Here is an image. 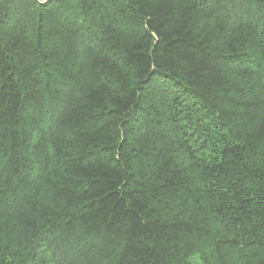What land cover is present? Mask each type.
I'll return each instance as SVG.
<instances>
[{"label":"trees","instance_id":"obj_1","mask_svg":"<svg viewBox=\"0 0 264 264\" xmlns=\"http://www.w3.org/2000/svg\"><path fill=\"white\" fill-rule=\"evenodd\" d=\"M264 264V0H0V264Z\"/></svg>","mask_w":264,"mask_h":264},{"label":"rangeland","instance_id":"obj_2","mask_svg":"<svg viewBox=\"0 0 264 264\" xmlns=\"http://www.w3.org/2000/svg\"><path fill=\"white\" fill-rule=\"evenodd\" d=\"M194 261H195V262H194L195 264H198L196 260H194Z\"/></svg>","mask_w":264,"mask_h":264}]
</instances>
